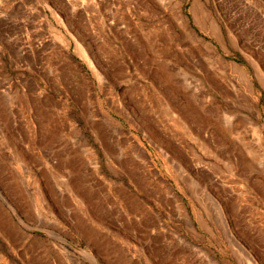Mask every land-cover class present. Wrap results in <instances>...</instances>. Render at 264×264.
Here are the masks:
<instances>
[{
  "label": "rangeland",
  "instance_id": "1",
  "mask_svg": "<svg viewBox=\"0 0 264 264\" xmlns=\"http://www.w3.org/2000/svg\"><path fill=\"white\" fill-rule=\"evenodd\" d=\"M3 3L0 264H264V0Z\"/></svg>",
  "mask_w": 264,
  "mask_h": 264
},
{
  "label": "crops",
  "instance_id": "2",
  "mask_svg": "<svg viewBox=\"0 0 264 264\" xmlns=\"http://www.w3.org/2000/svg\"><path fill=\"white\" fill-rule=\"evenodd\" d=\"M56 1H58L64 5H67V7L71 10H79L80 14L84 18V20L87 22V0L82 1V2H78L77 4L72 2V0H56ZM3 2H4V0H0V7H2V8H3L2 5H5V3H3ZM14 4L17 5L18 8H20V9L27 10V4H25L23 1H16ZM42 6H44V3L42 4ZM45 6H48V8L54 9V5L50 1H46ZM38 7L44 8V7H41V5H39L38 3H36L35 8L38 9ZM6 10H8V8H6ZM2 17L6 23H9L10 21H12V19H14V21H18L19 23H22L23 25L26 24L25 20H23L21 17L19 18V20H17L14 17H12L7 11L4 13V15H2Z\"/></svg>",
  "mask_w": 264,
  "mask_h": 264
},
{
  "label": "bare ground",
  "instance_id": "3",
  "mask_svg": "<svg viewBox=\"0 0 264 264\" xmlns=\"http://www.w3.org/2000/svg\"><path fill=\"white\" fill-rule=\"evenodd\" d=\"M158 99H159V98H158ZM162 99H163V98H162ZM159 102H160V101H159ZM165 102H166V101H165ZM167 104H169V102H167ZM165 106H166V105H165ZM167 107H168V106H167ZM161 108H162V107H161ZM173 109H174V108H173ZM173 109H172V110H173ZM213 110H214V109H213ZM164 112H165V111H164ZM185 112H186V111H185ZM214 112H215V111H214ZM216 112H217V111H216ZM216 112H215V115H216ZM164 115H165V114H164ZM168 115H169V114H168ZM186 115H188V114L186 113ZM227 123H228V122H227ZM235 127H236V126H235ZM231 129H232V128H231ZM223 134H224V133H223ZM223 134H222V135H223ZM247 135H248V134H247ZM199 136H200V135H199ZM248 136H249V135H248ZM212 137H213V136H212ZM207 138H208V137H207ZM210 138H211V137H209V139H210ZM215 138H217V137H215ZM221 138H222V136H221ZM217 139H218V138H217ZM212 140H214V138H213ZM223 140H224V139H223ZM228 140H229V139H228ZM235 141H236V140H235ZM206 142H207V141L205 140V143H206ZM240 142H241V141H240ZM242 142H243V141H242ZM209 145H210V144H209ZM217 145H218V144H217ZM220 145H221V144H220ZM220 145H219V146H220ZM230 145H231V144H230ZM235 145H236V144H235ZM214 146H215V145H214ZM241 146H242V145H241ZM243 146H244V145H243ZM208 147H209V146H208ZM210 147H211V145H210ZM229 147H230V146H229ZM229 147H228V149H229ZM216 148H217V147H216ZM221 148H222V147H221ZM225 148H227V147H225ZM234 148H236V146H235ZM234 148H233V149H234ZM231 149H232V148H231ZM245 149H246V148H245ZM216 150H217V149H216ZM226 150H227V149H225L224 151H226ZM235 150H236V149H235ZM255 150H256V149H255ZM211 151H212V150H211ZM219 151H220V150H219ZM224 151L222 150V151H220V152L223 153ZM241 151H242V150H241ZM220 152H219L218 154H220ZM230 152H231V151H230ZM234 152H235V151H234ZM226 153H227V152H226ZM231 154H233V153H231ZM228 156H229V155H228ZM231 157H232V156H231ZM249 157H250V156H249ZM223 158H224V157H223ZM224 159H225V158H224ZM245 159H246V158H245ZM250 159H251V158H250ZM262 159H263V158H262ZM167 160H169V159H167ZM248 161H249V160H248ZM251 164H252V162H251ZM230 166H231V165H230ZM177 168H178V167H177ZM1 171H2V170H1ZM1 171H0V172H1ZM71 172H72V171H71ZM177 174H178V173H177ZM182 174H183V173H182ZM236 174H237V172H236ZM69 175H70V174H69ZM185 175H186V173H185ZM3 176H4V175H3ZM182 176H183V175H182ZM5 177H6V176H5ZM185 177H186V176H185ZM71 178H72V177H71ZM183 179H184V178H183ZM67 180H68V179H67ZM185 180H186V179H185ZM65 181H66V180H65ZM73 181H74V180H73ZM183 181H184V180H183ZM67 182H68V181H67ZM67 182H66V183H67ZM192 182H193V181H192ZM194 183H195V182H194ZM68 184H69V182H68ZM185 184H186V183H185ZM56 186H57V185H56ZM62 186H63V185H62ZM256 186H257V185H256ZM73 187H77V186L74 185ZM55 188H56V187H55ZM61 188H62V187H61ZM70 188H71V187H70ZM59 189H60V185H59ZM60 190H62V189H60ZM60 190H59V191H60ZM64 190H65V189H64ZM68 193H69V192H68ZM59 194H60V193H59ZM61 194H62V193H61ZM61 194H60V195H61ZM206 194H207V193H206ZM76 196H77V195H76ZM202 197H203V196H202ZM203 198H204V197H203ZM207 198H208V197H207ZM207 201H208V200H207ZM64 204H65V203H64ZM216 204H217V203H216ZM218 205H219V204H218ZM217 207H218V206H217ZM217 211H218V210H217ZM221 211H222V210H221ZM223 211H224V210H223ZM185 215H186V214H185ZM186 225H187V224H186ZM230 242H231V241H230ZM179 243H180V242H179ZM180 244H181V243H180ZM234 245H235V244H234ZM236 245H237V244H236ZM178 246H180V245L178 244ZM239 247H240V246H239ZM239 247H238V248H239ZM243 248H244V247H243ZM240 249H241V248H240ZM244 251H245V250H244ZM248 254H249V253H248ZM246 255H247V254H246ZM71 256H72V255H71ZM247 257H248V256H247ZM74 259H75V258H74ZM76 260H77V259H76ZM77 263H78V262H77ZM74 264H75V263H74Z\"/></svg>",
  "mask_w": 264,
  "mask_h": 264
}]
</instances>
